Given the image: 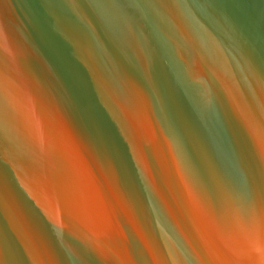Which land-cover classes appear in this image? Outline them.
<instances>
[{"label": "water", "instance_id": "water-1", "mask_svg": "<svg viewBox=\"0 0 264 264\" xmlns=\"http://www.w3.org/2000/svg\"><path fill=\"white\" fill-rule=\"evenodd\" d=\"M0 264H264V0H0Z\"/></svg>", "mask_w": 264, "mask_h": 264}]
</instances>
